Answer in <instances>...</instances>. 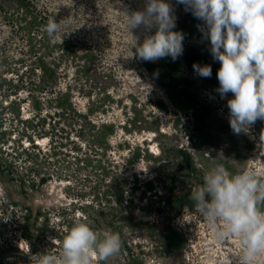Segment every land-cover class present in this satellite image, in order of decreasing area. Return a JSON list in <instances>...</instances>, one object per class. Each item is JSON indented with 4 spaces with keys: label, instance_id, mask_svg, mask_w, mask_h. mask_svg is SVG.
<instances>
[{
    "label": "rangeland",
    "instance_id": "rangeland-1",
    "mask_svg": "<svg viewBox=\"0 0 264 264\" xmlns=\"http://www.w3.org/2000/svg\"><path fill=\"white\" fill-rule=\"evenodd\" d=\"M166 2L184 51L151 62L133 44L156 29L125 27L146 0H0V264L58 252L76 219L119 233L99 264H237L192 191L216 164L264 172V120L233 132L203 21Z\"/></svg>",
    "mask_w": 264,
    "mask_h": 264
},
{
    "label": "clouds",
    "instance_id": "clouds-1",
    "mask_svg": "<svg viewBox=\"0 0 264 264\" xmlns=\"http://www.w3.org/2000/svg\"><path fill=\"white\" fill-rule=\"evenodd\" d=\"M203 21L201 31L210 42L217 70V92L228 99L229 123L239 134L258 119L264 120V0H177ZM127 31L143 28L142 43L135 37L136 57L157 61L183 54L184 34L174 31V9L166 0H146L143 10L126 13ZM199 27V26H198ZM62 25L49 20L45 31L52 39L61 35ZM133 55V53H132ZM194 71L210 78V65L193 64ZM201 218L219 244H239L237 264H264V172L248 167L230 173L222 164L210 167L203 184L192 191ZM55 241V240H54ZM122 246L119 233L94 230L86 219H76L60 242L59 251L38 257L37 264H99L116 256Z\"/></svg>",
    "mask_w": 264,
    "mask_h": 264
},
{
    "label": "trees",
    "instance_id": "trees-1",
    "mask_svg": "<svg viewBox=\"0 0 264 264\" xmlns=\"http://www.w3.org/2000/svg\"><path fill=\"white\" fill-rule=\"evenodd\" d=\"M47 72V70L45 71V73ZM63 98H65V96H63ZM66 99V98H65ZM62 104L61 102L59 103V105Z\"/></svg>",
    "mask_w": 264,
    "mask_h": 264
}]
</instances>
